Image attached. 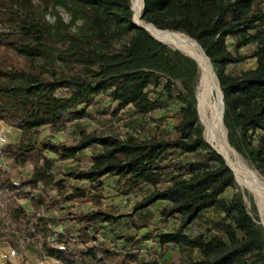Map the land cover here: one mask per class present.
I'll return each instance as SVG.
<instances>
[{
    "label": "trees",
    "instance_id": "16d2710c",
    "mask_svg": "<svg viewBox=\"0 0 264 264\" xmlns=\"http://www.w3.org/2000/svg\"><path fill=\"white\" fill-rule=\"evenodd\" d=\"M130 2L45 0L33 8L0 0L9 23L0 30V121L20 132L0 146V211L23 242L60 264H160L166 246L175 248V264H264V229L240 192L225 194L238 185L203 136L195 61L137 26ZM141 20L202 47L223 94L228 143L264 176V0H143ZM246 59L255 66L228 70ZM162 94L179 106L161 134L140 138L81 123L96 102H108L97 116L117 118L127 106L145 115L162 108ZM70 125L75 141L51 138ZM94 145L86 168L60 167ZM108 180L119 196L148 193L119 213L102 204ZM158 202L162 220L177 219L173 229L154 231L150 216L135 215ZM124 217L127 229L117 230ZM142 229L158 255L146 258L138 246Z\"/></svg>",
    "mask_w": 264,
    "mask_h": 264
},
{
    "label": "rangeland",
    "instance_id": "374dc122",
    "mask_svg": "<svg viewBox=\"0 0 264 264\" xmlns=\"http://www.w3.org/2000/svg\"><path fill=\"white\" fill-rule=\"evenodd\" d=\"M27 6L37 8L43 7L45 0H21ZM143 4V0H141ZM56 9L62 16V18L68 22L70 20L69 15L66 11L57 6ZM46 17L50 21L53 20L52 14L49 10H46ZM9 26L8 21H6V14L0 11V30H5ZM228 42L232 44V40L228 39ZM247 48L240 49L241 52H246ZM254 59H246L243 62H240L236 65L228 66V70H232L233 72H237L240 69H248L253 68L255 66ZM197 68V76L193 79L191 86L193 87V93L195 96L196 106L198 108L197 95L202 91V88L199 84L200 71ZM213 71V70H212ZM216 82L218 84L217 78L215 77ZM175 84L180 86L181 83L179 80H175ZM219 87V84H218ZM198 90V91H197ZM198 92V93H197ZM161 99L163 100V106L160 109L154 110L145 115L136 114L132 108V106H127L124 110H122L117 118H111L108 115H100L97 116L95 111L99 107V105H107L108 102L106 100H102L100 103L94 104L92 107H89L88 110L92 113L91 119L82 120V124L87 126L89 130L94 129L97 126H102L104 124H111L114 128V131L120 135H124L126 133H132L135 136L140 138H148L153 134H161L163 131L171 128L172 123L175 118L173 114L178 109V103L174 100L168 101L165 99L164 94H162ZM209 98V99H208ZM96 101L98 97L96 96ZM213 98L206 97V103L211 104ZM209 111L206 109V118L209 117ZM200 116V114H199ZM201 119V118H200ZM202 123V121H201ZM203 125V123H202ZM203 133L205 137V128L203 126ZM42 136H50L48 127H43L41 131ZM20 135L19 130L8 126L4 122L0 121V146L6 142H14L18 139ZM54 141H63L66 140L68 142H72L76 140V134L74 127L72 125L64 128L56 132L52 137ZM206 139V138H205ZM99 149V146L94 145L90 148L83 150L79 155V160L75 163L71 161H66L60 164V167L63 170L70 169L78 164L82 168H86L89 165L90 155L96 152ZM241 159L246 162L248 165H253L244 159L241 155H239ZM27 167L23 169L26 171ZM264 178V176H262ZM70 182H72L70 180ZM110 186L106 190V199L102 201V204L105 208L114 209L119 213H129L132 209V206L140 201L147 193V188H140L136 190L131 196L124 197L115 194V191L112 189L111 185L113 182L108 180ZM240 192L243 197L244 204L246 206L249 214L254 218V220L259 223L262 228L261 219L257 211V207L254 205L253 201L250 197L244 193L243 189L240 186H237L236 189H227L225 194L227 196H231L234 192ZM161 203H155L150 207L143 209L142 211L136 212V216L142 217L143 215L150 216L149 228L154 229V231L160 230H171L178 225V221L175 218H170L166 221L162 220L159 216V210L161 208ZM47 215H54L55 211L52 209H48L44 212ZM213 214V212H209ZM127 218L124 217L121 219L120 223L117 225V230H126L127 224H125ZM130 233H134L132 230H128ZM147 229H142L139 231V235L141 236V241L138 243V246L142 248L145 253L146 258H149L151 255H158L160 253L159 246L156 242V239L144 238ZM178 255L173 246H166V252L163 257L160 258V264H175L177 263ZM38 262H42V264H60L56 260L52 258H43L37 252V247L35 245H28L21 240L19 234L14 230V226L10 224L9 219L5 216L3 212L0 211V264H37Z\"/></svg>",
    "mask_w": 264,
    "mask_h": 264
},
{
    "label": "bare ground",
    "instance_id": "6f19581e",
    "mask_svg": "<svg viewBox=\"0 0 264 264\" xmlns=\"http://www.w3.org/2000/svg\"><path fill=\"white\" fill-rule=\"evenodd\" d=\"M131 6L133 8L134 20L138 21V15L142 7L141 0H131ZM147 27L161 40L180 47L196 62L198 71H200L199 91L202 88V91L196 95L200 118L205 128V138L227 159L244 193L250 197L257 207L261 224L264 227V178L254 167L244 162L228 143L226 129L222 123L221 92L208 58L197 42L188 36L178 32L158 30L151 24H148ZM206 97L213 98V102L207 105ZM206 109L210 114L208 118H206Z\"/></svg>",
    "mask_w": 264,
    "mask_h": 264
},
{
    "label": "water",
    "instance_id": "95a60500",
    "mask_svg": "<svg viewBox=\"0 0 264 264\" xmlns=\"http://www.w3.org/2000/svg\"><path fill=\"white\" fill-rule=\"evenodd\" d=\"M142 7H143V4H142ZM142 7H141V10H142ZM130 8H131V10L133 11V8H132V6H131V2H130ZM133 21L135 22V24L137 25V26H139L140 28H142V29H144L153 39H155V40H157L158 42H161V43H164V44H167V45H169V46H171L173 49H175V50H178V51H180L181 53H183L185 56H187V57H189V58H191V59H193L189 54H187V53H185L180 47H178V46H176V45H174V44H170V43H168V42H166V41H164V40H161L159 37H157L156 35H154L149 29H148V27H147V25L148 24H151V23H147V24H143V22H142V20H141V11H140V13H139V15H138V21H135L134 20V17H133ZM151 25H153V24H151ZM154 26V25H153ZM167 31H169V30H167ZM170 32H172V31H170ZM178 33H180V32H178ZM182 34H184V33H182ZM193 39V38H192ZM194 41H196L195 39H193ZM197 42V41H196ZM199 45V44H198ZM200 46V45H199ZM200 48L202 49V47L200 46ZM203 50V49H202ZM204 52V51H203ZM205 54V53H204ZM205 56H206V54H205ZM207 57V56H206ZM208 58V57H207ZM209 60V59H208ZM210 62V61H209ZM196 63V62H195ZM211 64V63H210ZM197 65V64H196ZM198 67V66H197ZM211 67H212V64H211ZM212 70H213V68H212ZM213 75L216 77V75H215V72H214V70H213ZM219 89H220V87H219ZM220 92H221V98H222V123H223V125H224V122H223V113H224V100H223V94H222V91H221V89H220ZM196 111H197V114H198V117H199V120H200V122H201V119H200V116H199V112H198V108H197V106H196ZM202 124V123H201ZM224 127H225V125H224ZM226 129V128H225ZM226 133H227V131H226ZM203 136H204V133H203ZM205 138V137H204ZM206 140V139H205ZM206 142L210 145V147L217 153V154H219L221 157H222V159L224 160V162H225V164L228 166V168L232 171V173H233V175H234V178H235V181H236V183H237V185L238 186H240L241 187V185L239 184V182L237 181V179H236V177H235V173H234V171H233V169L230 167V165H229V163L227 162V159L222 155V153L220 152V151H218L214 146H213V144H211L210 142H208L207 140H206ZM234 149V148H233ZM235 150V149H234ZM242 188V187H241ZM264 229V228H263Z\"/></svg>",
    "mask_w": 264,
    "mask_h": 264
},
{
    "label": "built area",
    "instance_id": "2783aa9c",
    "mask_svg": "<svg viewBox=\"0 0 264 264\" xmlns=\"http://www.w3.org/2000/svg\"><path fill=\"white\" fill-rule=\"evenodd\" d=\"M37 264H42V262H38Z\"/></svg>",
    "mask_w": 264,
    "mask_h": 264
}]
</instances>
